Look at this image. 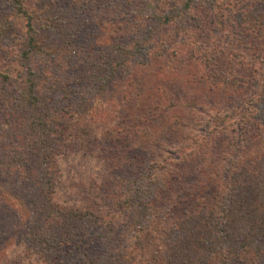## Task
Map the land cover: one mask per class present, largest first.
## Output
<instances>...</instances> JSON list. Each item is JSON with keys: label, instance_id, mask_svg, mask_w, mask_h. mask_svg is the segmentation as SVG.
Returning a JSON list of instances; mask_svg holds the SVG:
<instances>
[{"label": "trees", "instance_id": "16d2710c", "mask_svg": "<svg viewBox=\"0 0 264 264\" xmlns=\"http://www.w3.org/2000/svg\"><path fill=\"white\" fill-rule=\"evenodd\" d=\"M3 2L0 233L19 264H264V0ZM101 21L127 39L91 46ZM230 57L256 70L247 105L180 96L200 83L184 65Z\"/></svg>", "mask_w": 264, "mask_h": 264}, {"label": "rangeland", "instance_id": "374dc122", "mask_svg": "<svg viewBox=\"0 0 264 264\" xmlns=\"http://www.w3.org/2000/svg\"><path fill=\"white\" fill-rule=\"evenodd\" d=\"M2 5L4 6L5 4L3 0H0V6ZM94 26L95 27L93 29L90 28L86 38V42H88L93 47H98L99 45H107L113 41L122 42L123 40L127 39V35L125 34L120 24L101 21L99 23H96ZM230 53H232V51H230ZM43 58L45 60L38 58L32 59L34 66L40 67L41 70L45 69L47 65H49L48 59L46 57ZM12 60H14V58L11 57L9 58L8 62H11ZM226 60V64L220 62L218 66L217 62L214 61L213 63H211V67L208 71L207 69H204L198 64L189 63L186 66L184 65L183 68H181V64L178 63L175 68L178 70L181 68L180 72L182 74H190L194 76L198 81H200L199 84L192 86H189L186 83H184V85H181L180 96L183 95L182 98H184V96H187L188 99L192 96V94L193 96L198 95L199 97L205 96L208 100V107L211 109V103H213L216 105V110H221V108L231 103H233L234 106H238L241 108L245 103L247 105L249 103L248 100L251 98L250 90L251 86L254 84L256 70H254L253 67L248 66L246 63L240 62L235 57H230ZM219 65L221 67H224L225 70H229L233 74V76L237 75L239 78H244L245 81H243V83H240L239 81H234L232 83L223 84L225 86H223L221 89L217 88L211 83H205L206 81L204 79L207 74L211 75V73H219ZM172 75V77H177L176 73ZM14 76L18 77L16 73L14 74ZM165 76L166 78H168L171 76V74H166ZM169 88L170 87H167L168 93L172 91L171 88ZM176 89H178V87ZM17 90H19L18 87L15 88V91ZM186 105L189 106V104L187 103ZM161 109L162 110L157 111V122L158 120L163 119V114L166 113L165 107H161ZM157 122L152 121L151 124ZM18 140L19 141H17V143L20 144V139ZM15 195L19 196L20 191H17V194ZM16 202L17 201L13 198L2 199V196L0 197V213H3L6 219H8L6 216L12 213L11 210L7 209L8 205H11V207H16ZM4 240L5 235H3V233H0V258H4V256H6V253H8L11 256L10 261H14L16 264H19V261L17 260V258H19L18 249L14 247L6 249V242H4ZM1 248L4 251H1Z\"/></svg>", "mask_w": 264, "mask_h": 264}]
</instances>
